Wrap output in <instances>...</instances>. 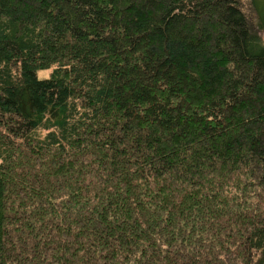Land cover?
Returning a JSON list of instances; mask_svg holds the SVG:
<instances>
[{"label": "trees", "instance_id": "trees-1", "mask_svg": "<svg viewBox=\"0 0 264 264\" xmlns=\"http://www.w3.org/2000/svg\"><path fill=\"white\" fill-rule=\"evenodd\" d=\"M247 1L0 0V264H264Z\"/></svg>", "mask_w": 264, "mask_h": 264}, {"label": "rangeland", "instance_id": "rangeland-1", "mask_svg": "<svg viewBox=\"0 0 264 264\" xmlns=\"http://www.w3.org/2000/svg\"><path fill=\"white\" fill-rule=\"evenodd\" d=\"M242 2V7L243 10L246 12V14L248 15V17L251 20H254L255 14L254 11L252 9V6L249 4V2L247 0H241ZM260 35V39L262 40V42L264 43V33H259ZM50 74V70H40L37 72V77L38 78H46L48 77Z\"/></svg>", "mask_w": 264, "mask_h": 264}]
</instances>
